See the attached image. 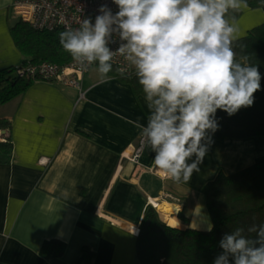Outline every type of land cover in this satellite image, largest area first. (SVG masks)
<instances>
[{"label": "crops", "instance_id": "1", "mask_svg": "<svg viewBox=\"0 0 264 264\" xmlns=\"http://www.w3.org/2000/svg\"><path fill=\"white\" fill-rule=\"evenodd\" d=\"M174 1L171 14L153 16L158 30L131 47V70L202 73L224 43L264 24V8L241 0ZM12 3L0 0V70L25 61L11 34L19 22ZM228 7L241 12L228 32L202 41L199 30ZM82 91L80 98L75 88L36 80L0 105L12 143L9 162L0 163V264H78L83 248L94 252L90 264H138L136 235L149 201L178 208L172 227L207 231L206 183L264 155V137L215 140L97 67ZM49 240L65 243L60 258L40 255Z\"/></svg>", "mask_w": 264, "mask_h": 264}, {"label": "trees", "instance_id": "2", "mask_svg": "<svg viewBox=\"0 0 264 264\" xmlns=\"http://www.w3.org/2000/svg\"><path fill=\"white\" fill-rule=\"evenodd\" d=\"M251 8H264V0H241ZM240 11L228 7L220 18L199 30L202 41L228 32ZM16 48L25 61L0 70V105L20 97L36 81L19 77L18 67L50 62L69 64L80 53L76 40L63 30L37 31L18 22L11 28ZM104 77L129 84L166 117L181 121L207 136L225 139L264 137V24L237 40L224 43L215 61L202 73L188 74L167 67L158 74L137 68L120 74L116 67L96 62ZM0 120V131H10ZM12 143L0 142V163L10 160ZM205 205L211 220L207 231L168 226L151 206L143 212L136 235L138 264H264V155L232 174L218 173L204 187ZM65 243L45 241L40 255L60 258ZM94 252L81 250L78 264H90Z\"/></svg>", "mask_w": 264, "mask_h": 264}, {"label": "built area", "instance_id": "3", "mask_svg": "<svg viewBox=\"0 0 264 264\" xmlns=\"http://www.w3.org/2000/svg\"><path fill=\"white\" fill-rule=\"evenodd\" d=\"M174 0H13L19 22L37 31L63 30L77 42L80 53L69 64L50 62L18 67L19 77L58 82L78 90L83 97L82 79L96 62L116 67L120 74L131 71L130 49L147 38L149 28L158 30L153 16L171 14ZM0 131V142L8 137ZM146 136L133 153L137 159ZM158 213V203L148 204Z\"/></svg>", "mask_w": 264, "mask_h": 264}, {"label": "bare ground", "instance_id": "4", "mask_svg": "<svg viewBox=\"0 0 264 264\" xmlns=\"http://www.w3.org/2000/svg\"><path fill=\"white\" fill-rule=\"evenodd\" d=\"M152 202L156 203L153 200ZM158 210L168 226L172 227L176 225V222L171 218V215H173L178 210L176 206H172L164 202L162 204H158ZM132 230L136 232L135 229Z\"/></svg>", "mask_w": 264, "mask_h": 264}]
</instances>
